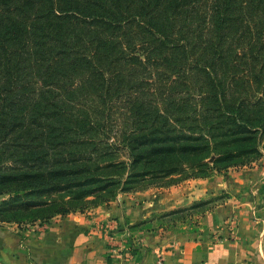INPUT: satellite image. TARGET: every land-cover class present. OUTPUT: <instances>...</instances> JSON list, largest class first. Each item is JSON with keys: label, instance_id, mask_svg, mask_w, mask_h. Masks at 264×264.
Returning <instances> with one entry per match:
<instances>
[{"label": "trees", "instance_id": "obj_1", "mask_svg": "<svg viewBox=\"0 0 264 264\" xmlns=\"http://www.w3.org/2000/svg\"><path fill=\"white\" fill-rule=\"evenodd\" d=\"M263 155L264 0H0V223Z\"/></svg>", "mask_w": 264, "mask_h": 264}, {"label": "crops", "instance_id": "obj_2", "mask_svg": "<svg viewBox=\"0 0 264 264\" xmlns=\"http://www.w3.org/2000/svg\"><path fill=\"white\" fill-rule=\"evenodd\" d=\"M261 163L190 179L191 192L181 196L166 197L163 187H151L126 193L106 208L57 216L43 224L0 223V264H264ZM223 191L230 196L203 213L196 229L138 230L128 240L122 232L118 237L124 242L108 239L115 226L125 228L157 209L207 200Z\"/></svg>", "mask_w": 264, "mask_h": 264}, {"label": "rangeland", "instance_id": "obj_3", "mask_svg": "<svg viewBox=\"0 0 264 264\" xmlns=\"http://www.w3.org/2000/svg\"><path fill=\"white\" fill-rule=\"evenodd\" d=\"M259 162H262L261 164L264 165V155L259 158L258 160H256L255 162H253L250 166H254V164H257ZM245 167V166H244ZM247 167V166H246ZM243 167H232L229 168L228 170H225L222 173H228V172H235L236 170H240ZM216 174H220V173H215L212 176L216 175ZM173 188V190H172ZM163 189L165 191L164 194L166 197H169L170 194H175L177 196H181V195H185V193L191 192V180H183L180 183L176 184V185H172L169 187H163ZM230 191V190H229ZM137 192V191H135ZM127 193H131V192H127ZM170 193V194H169ZM124 193H120L117 198L115 199L116 201L119 200L120 198H122L124 196ZM129 197L131 196L130 194L128 195ZM132 196H135L132 195ZM230 196L229 192H221L215 196H211L209 197L207 200L210 199H214L210 204L207 205V207L215 205L216 203H219L221 201H224L225 199H227ZM113 200V201H115ZM201 199L195 200L191 203V201H189L188 203H183L181 205L172 207V208H165L164 210H155L154 212H152L150 214V216H147L146 218H144L140 223H135V224H130V225H125V228L120 226L118 228V226L114 227V232L116 233H112L111 235H109L108 239H111L114 241L118 240L121 242H124V239H130L133 236L132 231H138V230H144V231H153V230H158V229H169V230H173V231H180V230H191V229H196L197 226H199L201 224V221H203V214H201V210L203 208H196L194 209V211H185L181 214L178 215H167V213L176 210V209H180V208H189L191 205H193L194 202H197ZM112 201V202H113ZM110 202L109 204H105L102 207L106 208L107 206L111 205ZM101 207V206H99ZM98 208V207H97ZM200 211V212H196V211ZM37 224H43L44 222H36ZM35 223V224H36ZM35 224H30L35 225ZM28 226V225H27ZM29 229L31 227H28ZM125 229L126 231H128V234L126 235L125 233ZM124 233L125 238L124 239H119L118 236H121V233ZM118 237V238H117ZM126 244V242H125Z\"/></svg>", "mask_w": 264, "mask_h": 264}, {"label": "water", "instance_id": "obj_4", "mask_svg": "<svg viewBox=\"0 0 264 264\" xmlns=\"http://www.w3.org/2000/svg\"><path fill=\"white\" fill-rule=\"evenodd\" d=\"M213 160V158L211 159V161Z\"/></svg>", "mask_w": 264, "mask_h": 264}]
</instances>
